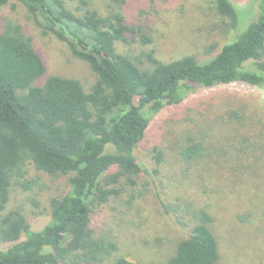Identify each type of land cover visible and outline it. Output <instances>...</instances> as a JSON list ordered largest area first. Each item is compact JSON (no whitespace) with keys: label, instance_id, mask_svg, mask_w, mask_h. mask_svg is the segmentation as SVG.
I'll return each instance as SVG.
<instances>
[{"label":"trees","instance_id":"trees-1","mask_svg":"<svg viewBox=\"0 0 264 264\" xmlns=\"http://www.w3.org/2000/svg\"><path fill=\"white\" fill-rule=\"evenodd\" d=\"M20 1L42 33L65 42L96 79L85 90L76 78L45 76L44 60L21 25L0 20V243H10L0 248V264H98L117 244L95 233L91 211L117 194L113 185L121 177L132 182L146 172L134 149L153 115L199 87L235 81L264 87V0H256V13L243 29L231 0H212L232 38L209 59L161 61L149 51L147 63L117 49L130 34L151 41L117 9L101 13L88 0ZM121 1L109 0L110 6ZM202 151V142L193 141L181 155L191 159ZM30 166L68 180L67 190L50 198V218L38 230L19 209L6 210L13 184L31 188L25 178ZM197 218L167 264H222L210 214L200 209ZM116 264L137 263L119 258Z\"/></svg>","mask_w":264,"mask_h":264},{"label":"rangeland","instance_id":"rangeland-1","mask_svg":"<svg viewBox=\"0 0 264 264\" xmlns=\"http://www.w3.org/2000/svg\"><path fill=\"white\" fill-rule=\"evenodd\" d=\"M88 1L101 13L119 10L128 25L151 38L145 44L130 34L129 43L117 44L144 63L149 51L161 61L184 55L204 61L232 38L212 0H122L111 6L109 0ZM231 2L243 29L256 13V0ZM5 19L20 24L31 38L44 60L45 76L76 78L89 90L96 79L89 64L54 34H43L20 0L0 6V20ZM193 141L202 142V153L184 158L182 148ZM134 153L146 172L132 182L121 177L113 185L117 194L91 211L95 233L117 244L98 264H116L119 258L167 264L178 242L199 222L200 209L211 216L208 226L222 264H264V87L235 81L195 89L153 115ZM25 178L31 188L13 184L6 210L19 209L30 228L38 230L50 218V198L67 190V175L51 176L30 166ZM9 244L1 242L0 248Z\"/></svg>","mask_w":264,"mask_h":264}]
</instances>
